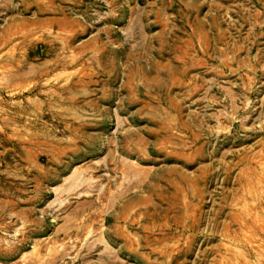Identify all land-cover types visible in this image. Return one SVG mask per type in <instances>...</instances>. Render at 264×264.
Returning <instances> with one entry per match:
<instances>
[{"label": "rangeland", "instance_id": "obj_1", "mask_svg": "<svg viewBox=\"0 0 264 264\" xmlns=\"http://www.w3.org/2000/svg\"><path fill=\"white\" fill-rule=\"evenodd\" d=\"M0 264H264V0H0Z\"/></svg>", "mask_w": 264, "mask_h": 264}, {"label": "bare ground", "instance_id": "obj_2", "mask_svg": "<svg viewBox=\"0 0 264 264\" xmlns=\"http://www.w3.org/2000/svg\"><path fill=\"white\" fill-rule=\"evenodd\" d=\"M123 168H124V167H123ZM123 172H124V174H129V173L131 174V173L133 172V170H132V168H128V167L126 168V167H125L124 170H123ZM134 172H135V170H134ZM79 176H81V175H79ZM133 176H134V173H133ZM76 178H77V177H76ZM76 178H75V179H76ZM89 178H90V177H89ZM89 178H87V179H89ZM78 179H79V178H78ZM81 179H82V181H86V180H85L86 178L83 179L82 176H81L80 180H81ZM76 181H77V180H76ZM74 182H75V181H73V184H74ZM78 183H79V182H77V184L75 183V184L77 185V186H75V188L78 187L79 185H81V184H78ZM80 183H81V182H80ZM85 183H86V182H85ZM85 183H84V184H85ZM75 184H74V185H75ZM71 187H72V185H71ZM73 189H74V188H73ZM67 190H68V189H67ZM70 191H73V190L70 189ZM58 194H59V193H58ZM60 194H61V193H60ZM62 204H63V203H61V205H62ZM119 218H120V217H119ZM121 218H122V217H121ZM121 220H124V221H125L124 218H122ZM126 221H127V219H126ZM90 227H91V226H90ZM90 229H91V228H90ZM90 229H88V231H86V237H85V238H87V236H88L89 234L91 235L90 232H91L92 230H90ZM101 237H102V235H101ZM102 239H103V238H102ZM93 247H94V246H93ZM90 248H92V247H90ZM110 256H111V255H110Z\"/></svg>", "mask_w": 264, "mask_h": 264}]
</instances>
